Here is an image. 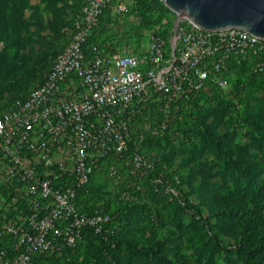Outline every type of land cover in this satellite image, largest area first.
<instances>
[{
    "label": "trees",
    "instance_id": "obj_1",
    "mask_svg": "<svg viewBox=\"0 0 264 264\" xmlns=\"http://www.w3.org/2000/svg\"><path fill=\"white\" fill-rule=\"evenodd\" d=\"M34 1L0 0V113L46 81L86 3ZM133 2L138 24L124 26L127 44L141 40L143 30L155 29L152 35L169 45L175 12L161 0ZM114 18L111 7L104 10L91 40L104 43L113 37L115 31L110 32L118 24ZM47 22L52 24L50 35L45 34ZM258 58L227 62L229 91L209 81L202 91L172 106L163 135L141 139L142 128L137 125L142 115L132 121L125 157H149L155 167L142 174L146 183L174 190L166 197L171 217L194 221V238L186 237L192 243L189 251L184 229L159 227L157 222L167 221L149 203L134 200L111 210V201L91 200L102 192L94 186L95 174L105 161L118 158L112 154L92 167L78 206L88 214L95 210L110 214L108 227L115 232L100 235L86 227L76 247L63 246L57 255H37L33 264H264V74L254 71ZM144 105L142 114L148 115L150 109L157 113L155 103ZM153 117L148 116L152 121ZM175 126L194 132L195 139L164 146ZM154 146L159 148L156 155L150 154ZM10 244L9 238L0 239V249Z\"/></svg>",
    "mask_w": 264,
    "mask_h": 264
},
{
    "label": "built area",
    "instance_id": "obj_2",
    "mask_svg": "<svg viewBox=\"0 0 264 264\" xmlns=\"http://www.w3.org/2000/svg\"><path fill=\"white\" fill-rule=\"evenodd\" d=\"M133 6V0H86L46 81L0 113V239L11 241L0 249V264H33L37 255L76 247L86 227L115 232L110 214L83 212L78 197L94 165L112 154L125 157L143 103H155L161 118L145 119L141 139L161 136L180 100L209 81L229 86L228 61L258 56L254 71L264 74V39L239 29L206 31L182 21L169 45L152 35L147 47L135 49L117 24L106 42L91 40L104 10L120 17ZM130 162L142 174L155 167L146 155Z\"/></svg>",
    "mask_w": 264,
    "mask_h": 264
},
{
    "label": "rangeland",
    "instance_id": "obj_3",
    "mask_svg": "<svg viewBox=\"0 0 264 264\" xmlns=\"http://www.w3.org/2000/svg\"><path fill=\"white\" fill-rule=\"evenodd\" d=\"M176 19L174 21V26ZM114 21L118 22V24L120 25L127 27L136 26L138 24V20L133 15V12L129 13L126 16L124 15L120 17L116 16L114 18ZM46 26L47 27L45 30V34L50 35V33L52 32L50 30L52 28V24L49 23ZM70 28L71 27H69V29ZM173 28H172V32L171 30L169 31V33H171V36L169 37L170 39L173 36ZM112 29L113 30H111L110 33H113L115 31V28ZM155 31H156L155 29L143 30V38L138 42L133 40L132 42L133 44H131V47L135 49H142L144 47H147L149 45L150 36H152L153 32ZM106 39L109 40V38ZM126 46L129 47L128 44ZM230 89L231 87L229 85L227 88L224 89V91H229ZM147 112L148 115H144L141 113L142 119L138 122L137 125L139 129L142 128L145 119L148 118L150 114L154 116L153 117L154 121H157L159 118L158 108H157V113H156V109L155 110L150 109ZM153 112L154 114H152ZM185 130L176 129L170 135H167V137L164 138L163 140V145L164 146H169L170 144L178 145V143L181 142V140H184L188 143L193 141V139H195L194 132L189 131L188 129L187 132H185ZM158 149L159 148L154 146V149L150 152V154L156 155V151ZM109 161H108L109 163L105 161L103 166H101V168H98V171L95 174L96 179L94 181V186L100 188L102 192L100 194H94L91 197V200L93 202H100L101 204H105L107 200L111 201L112 202L111 210L118 204L131 203L134 200L136 201V203L138 202L140 204L142 202L149 203L154 207L153 209L156 208L159 209L161 217L167 221V224L166 223L161 224L160 222H157L159 227H162L164 229L169 228V230H174L179 226L182 229H184V231L186 232V236H185L186 247L187 250L189 251V248L191 247L189 245L191 242H189L187 238H189L190 240L191 238L192 239L194 238V229H193L194 221L190 217H185L179 222V221H175L171 217L169 212V207L166 203V197L168 196V193H166L164 186L162 185V187L158 189L159 188L158 186L155 187V185L153 184L146 183L145 181L146 179L142 175V172L134 171L130 162V157H124V158L113 157L109 159ZM112 169H115L116 173L111 174ZM161 192H163L162 194L164 196L161 194ZM135 195H137V197Z\"/></svg>",
    "mask_w": 264,
    "mask_h": 264
},
{
    "label": "water",
    "instance_id": "obj_4",
    "mask_svg": "<svg viewBox=\"0 0 264 264\" xmlns=\"http://www.w3.org/2000/svg\"><path fill=\"white\" fill-rule=\"evenodd\" d=\"M175 12V26L188 21L206 31L244 30L264 39V0H161Z\"/></svg>",
    "mask_w": 264,
    "mask_h": 264
}]
</instances>
